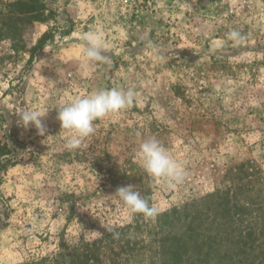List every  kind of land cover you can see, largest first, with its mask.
I'll return each mask as SVG.
<instances>
[{"label":"rangeland","instance_id":"374dc122","mask_svg":"<svg viewBox=\"0 0 264 264\" xmlns=\"http://www.w3.org/2000/svg\"><path fill=\"white\" fill-rule=\"evenodd\" d=\"M14 1L0 0V264L108 229L120 239L95 264H264V0H40L45 17L21 24L16 49L3 20ZM88 31L103 33L107 62L82 61ZM148 39L167 59H153ZM112 88L136 102L65 150L58 110ZM20 105L46 114L44 135L20 123ZM151 136L185 164L182 184L139 164ZM127 185L159 214L128 213L113 196Z\"/></svg>","mask_w":264,"mask_h":264},{"label":"clouds","instance_id":"9594fccd","mask_svg":"<svg viewBox=\"0 0 264 264\" xmlns=\"http://www.w3.org/2000/svg\"><path fill=\"white\" fill-rule=\"evenodd\" d=\"M228 39L234 44H240L246 36L239 30L233 29L228 33ZM221 45L223 41L218 42ZM145 48L155 60H164L167 57L163 49L151 39L146 40ZM80 55L85 65L93 67L105 63L110 58L104 55L106 41L100 31H88L81 36ZM124 49L114 48L112 54L120 55ZM136 102V93L132 89H100L86 96L77 97L71 103L58 110L57 119L61 129L65 131L66 139L63 142L65 150H77L84 147V142L95 132L94 122L108 114H114L127 109ZM20 123L27 128L34 126L39 135H44L46 126L43 122L45 113L39 109H29L20 105ZM141 167L150 175L162 179L169 188L182 184L187 171L185 164L175 159L168 149L155 136L142 138L135 152ZM10 157L5 156L4 159ZM122 207L130 214H142L146 218H154L159 214V207L149 204V201L135 190L134 186L118 187L115 191ZM119 238V232L108 229ZM98 236H103L95 232Z\"/></svg>","mask_w":264,"mask_h":264},{"label":"trees","instance_id":"16d2710c","mask_svg":"<svg viewBox=\"0 0 264 264\" xmlns=\"http://www.w3.org/2000/svg\"><path fill=\"white\" fill-rule=\"evenodd\" d=\"M7 16L4 21L8 24V35L12 42V48H17L20 42L22 31L21 24L30 25L35 22L43 21L45 17V8L40 0H16L7 5ZM43 41L33 48L41 49ZM119 232V238H114L113 232H107L101 238L89 242L79 238L75 243H66L65 240L59 244L58 251L50 257H40L39 259L29 261L25 264H95L100 261V250L103 245H109L118 242L122 230ZM120 246V245H119ZM175 254V253H174Z\"/></svg>","mask_w":264,"mask_h":264}]
</instances>
